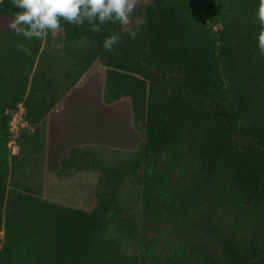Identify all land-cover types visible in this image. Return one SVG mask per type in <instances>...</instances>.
Instances as JSON below:
<instances>
[{
  "label": "trees",
  "instance_id": "trees-1",
  "mask_svg": "<svg viewBox=\"0 0 264 264\" xmlns=\"http://www.w3.org/2000/svg\"><path fill=\"white\" fill-rule=\"evenodd\" d=\"M258 5L154 0L140 26L133 15L98 32L62 21L55 46L54 32L11 29L19 9L0 0V264H264ZM20 104L28 126L13 154ZM78 108L126 122L132 158L108 166L104 149H65ZM48 139L63 145L57 171L72 199L43 196L36 181ZM90 173L98 180L84 193L74 176Z\"/></svg>",
  "mask_w": 264,
  "mask_h": 264
},
{
  "label": "clouds",
  "instance_id": "clouds-1",
  "mask_svg": "<svg viewBox=\"0 0 264 264\" xmlns=\"http://www.w3.org/2000/svg\"><path fill=\"white\" fill-rule=\"evenodd\" d=\"M19 11L13 13L9 27L27 39L45 38L49 32H55L62 26V21L76 26L86 22L93 31H100L106 22L129 26L137 0H12ZM256 16L260 22L257 36L258 48L264 53V0H259ZM128 34L135 37L131 27ZM118 34L107 36L103 47L109 51L118 42ZM21 50L27 51L21 46Z\"/></svg>",
  "mask_w": 264,
  "mask_h": 264
},
{
  "label": "rangeland",
  "instance_id": "rangeland-1",
  "mask_svg": "<svg viewBox=\"0 0 264 264\" xmlns=\"http://www.w3.org/2000/svg\"><path fill=\"white\" fill-rule=\"evenodd\" d=\"M153 1L154 0H137L136 7L133 11L134 22L137 26H140L143 23V8L146 5L151 4ZM54 40L55 46L61 45L63 34L60 30L54 32ZM96 68L97 64L88 71V73L86 74V78L89 79L92 72L95 71ZM97 110L99 109L97 108ZM75 117H77V111ZM73 119V116L69 117L70 121ZM87 122L89 124V127L87 133L82 134V141H84L87 147L93 151L104 149L105 156L103 161L105 162V164H107L108 166H114L119 161H129L132 158L134 152L137 150L138 136L131 133L126 122L122 120H113L111 118H108L104 114H92V119L88 120ZM16 124L17 122H15V125ZM71 128V130H77V126H72ZM75 135V138H69L68 140L69 142L73 143L71 145H77V134ZM143 139L144 138L142 136L141 140ZM47 142L48 149H51L50 146H53L52 151L48 150L46 160L42 161V165H40L36 170L38 173L36 176V181L41 183L43 186L45 184L47 185V189L42 190V195L51 196L53 194L52 196L60 199V201L72 199V186H67V183L64 182V179L58 174L57 171L59 167L58 163L61 158L64 157V152H62L61 150L63 148V145L57 140L48 139ZM63 144L64 146H66L65 149H67V146L70 147V145H65V143ZM10 148L13 154L19 153V147H17L14 142L11 143ZM27 171L30 172L31 168H28ZM74 177L75 181H77V187L80 186L82 188V190L80 191L84 193L88 190V187H86L84 183H86L90 187H94L96 185V181L98 180L97 173L84 174L82 177H79L76 174ZM80 195L82 196L83 194ZM78 198L79 197H77V199ZM3 235L4 232L1 233L2 237Z\"/></svg>",
  "mask_w": 264,
  "mask_h": 264
},
{
  "label": "built area",
  "instance_id": "built-area-1",
  "mask_svg": "<svg viewBox=\"0 0 264 264\" xmlns=\"http://www.w3.org/2000/svg\"><path fill=\"white\" fill-rule=\"evenodd\" d=\"M25 112H26L25 107L23 106V104H20L19 109L13 113L12 121H11V132L13 136L9 144L10 147H11L12 142H14L15 145L18 147L17 139L20 137L21 130L22 128L28 126V123L25 119ZM15 122H17L16 125H15Z\"/></svg>",
  "mask_w": 264,
  "mask_h": 264
},
{
  "label": "crops",
  "instance_id": "crops-1",
  "mask_svg": "<svg viewBox=\"0 0 264 264\" xmlns=\"http://www.w3.org/2000/svg\"><path fill=\"white\" fill-rule=\"evenodd\" d=\"M90 116V119H92V114H87L85 113L81 108L77 109V144L80 146H84L86 145V143L84 141H82V134L83 133H87L89 124H88V120ZM130 130V129H129ZM73 144L72 142H69L70 147L75 146V145H71Z\"/></svg>",
  "mask_w": 264,
  "mask_h": 264
}]
</instances>
